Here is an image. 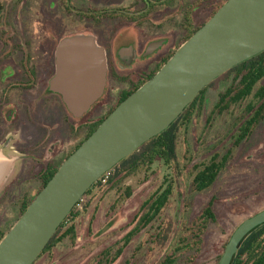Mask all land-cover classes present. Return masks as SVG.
<instances>
[{
    "label": "rangeland",
    "instance_id": "obj_1",
    "mask_svg": "<svg viewBox=\"0 0 264 264\" xmlns=\"http://www.w3.org/2000/svg\"><path fill=\"white\" fill-rule=\"evenodd\" d=\"M178 2L146 12L143 6H133L137 0H105V7L92 5L89 8L109 12L110 16L100 23L90 22L87 15L80 14L86 7H77L73 11L78 14H71L61 0H0V32L8 30L13 34L14 47L56 49L63 39L83 34L94 36L100 46L99 42H105L110 48L115 42V50L121 45L133 44L140 53L149 42L162 38L168 41L163 52L168 50L171 54L184 44L182 26L189 6L195 7L191 15L195 25L206 21L216 7ZM8 21L10 29L6 26ZM157 58L137 62L131 68L121 67L117 81H112L108 88L105 104H114L118 92L127 90L139 76L154 71ZM230 81L228 76L221 77L206 90L202 113L193 119L188 133L180 138L177 155L179 168L185 167L182 175L174 176L171 169L158 161L149 170L122 173L111 182L106 178L83 199L75 217L66 223L62 232L74 227V233L52 247L35 264H164L180 239L188 238L192 245L197 243L198 232L185 230L193 227L210 202L216 221L200 235L198 251L187 248L174 264H217L237 227L264 210V121L239 146H234L233 140L240 110L233 108L208 121ZM96 108L85 118H70L69 122L62 116V139L71 132H79V135L76 146L69 141L62 144L61 156L64 157L60 164L90 133L91 130L83 137L82 127L94 126L103 119H99L101 114H108V107L105 106L104 113H98ZM229 149L232 153L228 164L216 183L203 193H193V167L215 152L224 153ZM114 174L112 172L111 177ZM29 180L10 183L9 196L0 198V237H5L18 221L23 200L34 198L40 191L42 184ZM172 182L174 191L166 208L151 225L134 233L146 212L142 206L160 188ZM119 251L121 254L117 257Z\"/></svg>",
    "mask_w": 264,
    "mask_h": 264
},
{
    "label": "water",
    "instance_id": "obj_2",
    "mask_svg": "<svg viewBox=\"0 0 264 264\" xmlns=\"http://www.w3.org/2000/svg\"><path fill=\"white\" fill-rule=\"evenodd\" d=\"M166 42L150 43L144 57ZM262 52L264 0L226 1L61 164L0 242V264H35L64 220L105 173L167 130L213 81ZM107 70L106 52L94 36L65 38L55 49L49 90L61 96L73 118L80 119L103 96ZM3 168L0 158V176ZM263 224L264 210L244 220L218 264H231L242 241Z\"/></svg>",
    "mask_w": 264,
    "mask_h": 264
},
{
    "label": "flooded vegetation",
    "instance_id": "obj_3",
    "mask_svg": "<svg viewBox=\"0 0 264 264\" xmlns=\"http://www.w3.org/2000/svg\"><path fill=\"white\" fill-rule=\"evenodd\" d=\"M61 1L71 14H78V12H74L77 7H86L84 10L81 9V15H87L90 22H105V9L99 11L89 9L92 5L105 7V0ZM175 1L137 0V3L133 6H143L147 12L153 7L169 6ZM177 1L182 5L192 2L191 5L195 6L208 5L213 7L221 2V0ZM6 26L9 29L11 28L9 21ZM0 33L2 35L0 38V158L4 167L0 176V198H2L9 196L8 194L11 191L8 190V186L14 181H23L30 178L29 181L42 184L48 173L56 166L61 165V160L64 157L61 156L62 144L69 141L71 144L74 142L76 146L79 132L75 134L69 133L65 140L60 135L62 116L68 118L67 122L75 118L67 109H64L61 96L49 90L50 80L55 73V48L49 49L46 46L35 48L28 45L14 47L13 34L9 33L8 30ZM10 35L11 38L9 37ZM21 36H23V33H21ZM98 38L99 36H97ZM160 40L165 39L153 40L147 46ZM99 43L107 56V86L103 96L83 118L92 113L94 108H96L95 106H97L95 110H98V113L105 111V106L108 107L107 113H109L124 93L146 76H139L136 82L131 83L127 90L118 92L117 97L114 99V104L111 105L109 102L105 104L108 88L112 81H117L121 67L131 68L137 62L144 63L158 56L154 66V70H156L170 52L168 50L163 52V48L168 41L158 51L148 57H144L147 46H144L140 53L133 44L121 45L115 50V42L110 44L112 45L110 48L105 42ZM123 49H127L126 53H121ZM15 55H18V57L15 58ZM127 64H130V66H127ZM101 115L99 119L105 117V113ZM92 128L93 125L82 127L84 135L81 132L82 130L80 132L83 137H86L88 131ZM139 227L138 222V227L135 228L134 233L148 226ZM119 254H121V251L116 256L118 257Z\"/></svg>",
    "mask_w": 264,
    "mask_h": 264
},
{
    "label": "trees",
    "instance_id": "obj_4",
    "mask_svg": "<svg viewBox=\"0 0 264 264\" xmlns=\"http://www.w3.org/2000/svg\"><path fill=\"white\" fill-rule=\"evenodd\" d=\"M226 1L228 0L220 2L218 5H216V7L214 6L215 8H213V13L210 15V17L202 24L196 25L193 24L191 20V15L195 7L189 6L190 8L185 12L182 26V29L185 33L183 37V43L191 38L195 34V32L198 31L222 7V5ZM108 13L109 12H105V19L110 16L108 15ZM174 53L175 52L171 54L169 53L168 56L164 58L163 61L158 65L156 70L147 74L141 81H139L136 85L125 92L124 95L118 100L116 105L112 107L109 113L99 123L93 126L85 140H87L96 131L100 124L124 100H126L130 95L136 92L143 84L149 81L174 55ZM224 76H228L229 78H231V81L229 82L228 87L225 89V91L220 94L219 101L208 121L210 123L212 117L216 115L222 116L224 113L231 111L233 108L240 110L241 113L235 121V127L237 130L233 140L234 146H239L243 142H246L253 135L256 128L264 121V52L232 68L221 77ZM218 79H216L215 81H217ZM215 81L208 85L197 96L194 102L184 110L183 114L174 123H172V125L167 130H165L149 142L145 143L130 157L122 160L112 170L105 173L102 178L84 194L81 202L88 194H90V192L94 188L101 186V183L103 180H105L106 176L108 177L107 180L111 182L112 180H114V178L120 176L122 173L130 174L138 172L141 169L149 170L150 167L158 161L162 162L163 165L167 167V169H171L174 176L178 177L182 175L185 167L182 168L181 166V168H179L180 163L177 155V147L181 140L180 138L188 133L193 119L195 117H198L202 113L204 107V95L206 93V90L209 89ZM63 107L64 109H66L64 104ZM231 153V149L225 151L224 153L215 152L207 160L193 167L191 180V190L193 191V193H203L210 189L216 183L221 173L225 170ZM59 167H55L50 171V173H48L45 180L42 182L41 189L37 193V195L56 174ZM112 172L115 173L113 177H111ZM173 186L174 182L168 184L165 188H160L158 192H156L148 201L145 202L142 208L146 209V212L139 220V228L149 226L156 218H158L163 209L166 208L169 203V200L174 191ZM36 196L32 199L23 200L20 217L25 213L30 204L35 200ZM81 202L78 204V206H75L69 216L64 220L60 228L57 230L56 235L47 245L38 260L42 257V255L52 249V247L74 233V227H70L64 233L62 232L65 228L66 223L71 218L75 217V211L79 207ZM215 221L216 217L213 211V203L210 202L203 208L193 227H189L188 230H185L186 232H198L199 236L197 235L196 237L198 239L197 243L192 245V243L190 244L188 238L180 239L176 244L171 258L165 261L164 264H174L176 262V258L180 257L182 255V252H184V250H186L187 248L198 251V245L200 244L201 240L200 235H202V233L207 229L210 223ZM3 238L4 236L0 237V242ZM220 257L217 260V264ZM231 264H264V224L253 230L242 241L239 247V251L233 258Z\"/></svg>",
    "mask_w": 264,
    "mask_h": 264
},
{
    "label": "built area",
    "instance_id": "obj_5",
    "mask_svg": "<svg viewBox=\"0 0 264 264\" xmlns=\"http://www.w3.org/2000/svg\"><path fill=\"white\" fill-rule=\"evenodd\" d=\"M106 178H108V177L106 176L105 179H106ZM77 206H78V204H77Z\"/></svg>",
    "mask_w": 264,
    "mask_h": 264
}]
</instances>
